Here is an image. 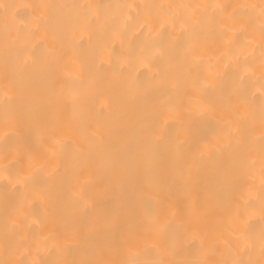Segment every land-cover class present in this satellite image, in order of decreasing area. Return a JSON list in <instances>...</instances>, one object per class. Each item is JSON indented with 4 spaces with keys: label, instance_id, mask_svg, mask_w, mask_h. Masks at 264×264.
<instances>
[{
    "label": "bare ground",
    "instance_id": "bare-ground-1",
    "mask_svg": "<svg viewBox=\"0 0 264 264\" xmlns=\"http://www.w3.org/2000/svg\"><path fill=\"white\" fill-rule=\"evenodd\" d=\"M0 264H264V0H0Z\"/></svg>",
    "mask_w": 264,
    "mask_h": 264
}]
</instances>
